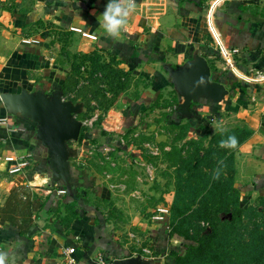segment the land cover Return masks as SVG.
<instances>
[{"label":"rangeland","instance_id":"obj_1","mask_svg":"<svg viewBox=\"0 0 264 264\" xmlns=\"http://www.w3.org/2000/svg\"><path fill=\"white\" fill-rule=\"evenodd\" d=\"M197 1L201 6L200 14L203 15L198 20L202 35L211 37L212 42L217 44L205 14L207 16L211 2L221 0ZM244 1L254 3L252 11L264 16V0ZM224 3L227 2H220ZM216 14L217 10H214V18ZM75 32L47 19L43 7L36 5V0H0V65L10 63L9 56L14 49L18 50L16 45H34L33 42L24 43V39L40 40L49 37L46 56L59 78H56L55 87L50 91L59 89L66 100L82 105L76 116L84 123L81 130H85V135L81 139L69 141L72 147L79 149V155L72 158L74 179L77 183L82 182L80 187L74 185L76 191L80 193L85 190L89 200L104 210L112 239L129 246L132 253L149 257L156 255L152 235L159 226H163L169 235L172 249H179L178 252L184 254L186 244L193 242L189 238L196 235L199 224L192 216L195 214L194 209L184 213L182 203L198 204L208 197L217 198V194L198 190L197 184H202L204 177L190 178L189 163L211 176L220 166L217 159L216 164L207 167L208 159H204L203 148L209 146L210 138L204 140V144L199 143L200 138L206 129L211 136L221 129L248 123L242 117L225 113L220 120L214 118L207 127L200 123L189 127V118L176 111L180 95L172 82L162 91L154 92L151 90L152 82L145 75L127 69L115 54L98 45H90V37L84 36L82 32L76 35ZM61 78L63 83L60 82ZM39 86L42 87L41 84ZM139 98L155 99V102L137 115L131 114L130 103ZM3 146L1 143L0 149ZM240 146L232 151L235 154L234 182L240 190L242 205L252 208L245 217L247 223L250 220L257 221L256 213L264 210V180L262 190L247 189L253 182L249 177L252 170L257 169L255 165L261 166L255 159L261 155L264 157V153L255 154L254 148L248 154L247 151H240ZM196 153L198 156H193ZM198 160H202L200 166ZM24 169H0V200L7 198L5 206L10 195H16V202L11 200L7 211L12 210L14 204L18 205L20 210L12 213L18 220H22L20 216L28 204L30 210L34 211V207H31L33 199L38 200V204L43 207L50 195V192L46 195L41 191L13 185L24 178L25 174H30L31 170ZM60 184L65 186L63 181ZM85 184H97L108 189V198L103 200L92 189L86 190ZM61 196L59 202L68 200L67 193ZM67 204H64L65 209H61V206L50 207L49 215L54 219L63 218L61 214L65 212L66 217H71L75 203L70 206ZM196 207L198 205L193 208ZM34 212L37 215L38 212ZM207 225L202 222L201 227ZM176 231L183 236L175 235ZM257 254L256 251L252 256L254 260L258 258ZM170 256L161 264L173 262L175 257L171 252Z\"/></svg>","mask_w":264,"mask_h":264},{"label":"crops","instance_id":"obj_2","mask_svg":"<svg viewBox=\"0 0 264 264\" xmlns=\"http://www.w3.org/2000/svg\"><path fill=\"white\" fill-rule=\"evenodd\" d=\"M221 1L210 3L208 14L214 32L212 35L220 41V33L225 45L231 49L233 46L234 67L241 71L240 76L223 58L212 38L202 35L198 20L203 15L200 14L201 6L197 0H180L179 3L172 0H136L137 7L129 18L126 30L116 39L109 37L97 20L108 0H36V5L43 7L47 19L64 28L76 30V35L90 33V45L108 50L127 69L145 75L152 82L151 90L154 92L162 91L171 82L175 85L168 66L176 69L193 60L196 55L205 56L213 79L223 82L229 94L227 101L219 104H210L207 99L193 101L191 108L195 113H192L201 117L213 116L218 120L214 109H221L244 118L253 129V135L239 150L249 154L255 148V154L260 155L264 153V16L252 11L251 6L255 5L252 2L223 0L227 3L220 4ZM214 10H217L215 18ZM208 14H205L207 19ZM48 38L24 39V43L33 42L34 45L15 46L18 50L14 49L9 56L10 63L0 65L1 92H20L23 88L29 91L43 90L48 94L57 91L56 88L50 91L59 78L46 56L49 51L46 44ZM60 82L63 83L62 78ZM179 95L178 105L183 99ZM154 102L155 99H135L130 103L129 111L137 115ZM0 120V144L4 145L0 149V169L14 166L8 157L18 161L27 160L28 164L21 168L31 170L30 174H25L28 178L24 176L13 185L41 191L46 195L50 192L43 207L38 204V200H32L31 207L38 213L36 215L32 210L33 221L28 228L22 220L12 224L0 216V252L6 254L5 264H70L71 258L75 260L73 264H91L99 253L114 260L141 256L148 260V264H161L168 256L171 257L172 244L163 226H159L152 235L156 251L152 257L132 253L129 246L113 240L104 210L89 200L85 190L80 193L76 191L74 185L80 187L82 182L77 183L74 179L73 169V195L66 191L60 181L53 180L47 148L36 137V123L7 111L0 113ZM72 148L76 149L77 154L70 159L71 168L72 158L79 155V149ZM255 160L261 166L255 165L257 169L252 170L249 179L253 181L257 175L256 183L263 185L264 157L261 155ZM34 163L37 164L33 167ZM85 185L86 190L92 189L103 200L108 198L109 191L103 186ZM62 193H67L68 200L59 202ZM6 199L0 200L1 207ZM65 203H68L67 206L75 203L71 217H66L65 212L61 214L63 218L54 219L49 215L50 207L61 206V209H65ZM69 248H75L72 254H68Z\"/></svg>","mask_w":264,"mask_h":264},{"label":"trees","instance_id":"obj_3","mask_svg":"<svg viewBox=\"0 0 264 264\" xmlns=\"http://www.w3.org/2000/svg\"><path fill=\"white\" fill-rule=\"evenodd\" d=\"M231 47L234 49L233 46ZM191 110L193 112V107ZM214 111L218 119L222 118L223 114L230 112L228 110L223 112L221 109H214ZM195 117L197 118L196 121L194 120ZM178 119L180 120V118ZM213 119V116L201 117L200 115L193 114V117L189 119L190 123H188V126L193 127V125L195 126L200 123V125L207 127V124ZM239 121L246 123L243 119H239ZM84 131L81 130L79 139L84 137ZM205 131V134L200 138L201 142H199L200 144H204L203 141L210 138L209 146L203 148L205 152L204 159H208V168L216 164L217 159L219 163L221 161L223 162V166L221 163L219 166V169H221L220 177L219 179H214L206 171L199 170L195 168L196 166L192 167V163H189L190 178L192 176L204 177L205 181L202 184L193 183L198 185L199 191H205L208 194H217V198L212 199L208 197L198 204L195 202L182 203L184 213L194 209L195 214H192V216L195 217L194 219L199 225H197L196 235L189 238L193 242L186 244L187 250L184 254H180L178 252L179 249H170L171 254L175 258L173 262L170 261L167 264H264V210L261 213H256L257 221L251 222L250 220L245 223V217L252 208H246L242 205V201L239 198L240 190L235 186V154L234 152L232 153L235 149L221 148L219 146V142L222 139H227L229 135H235L239 140L238 146H240L252 135L253 129L246 124L240 127L221 129L211 136L207 129ZM196 155L197 153L193 156ZM195 161L197 163V160ZM201 161L198 160V166H200ZM257 181L258 177L256 175L247 189L259 190L261 188L262 190V184L256 183ZM16 199V195L12 193L6 205L0 206V216L12 224H18V218L12 213L20 209H18L19 206L16 204L13 205V209L10 211H7V208L9 207V202L11 200L16 202ZM262 199L264 200V196ZM194 205H198V207L193 208ZM23 212L25 215L23 214L21 216L22 222L29 223L28 226L25 225L28 228L33 221V212L30 210L29 204L27 205L26 211ZM202 222L208 225L201 227ZM174 234L183 236L179 231L174 232ZM256 251L258 258L254 260L252 256Z\"/></svg>","mask_w":264,"mask_h":264},{"label":"water","instance_id":"obj_4","mask_svg":"<svg viewBox=\"0 0 264 264\" xmlns=\"http://www.w3.org/2000/svg\"><path fill=\"white\" fill-rule=\"evenodd\" d=\"M179 3L180 0H172ZM178 92L183 97L176 111L188 118L193 116V101L207 99L211 103L226 102L229 90L221 81L213 79L208 60L196 55L184 66H168ZM82 109L80 103H74L63 97L61 90L48 94L43 90L20 92L0 91V113L7 111L20 114L36 123V137L48 151V164L54 181H63L66 191L73 195L72 168L70 158L77 154L69 141L78 140L83 121L77 118ZM114 264H148L141 256L119 257Z\"/></svg>","mask_w":264,"mask_h":264},{"label":"clouds","instance_id":"obj_5","mask_svg":"<svg viewBox=\"0 0 264 264\" xmlns=\"http://www.w3.org/2000/svg\"><path fill=\"white\" fill-rule=\"evenodd\" d=\"M136 0H108L104 11L97 18L98 24L107 35L113 39L118 38L125 31L129 18L136 10ZM239 140L235 135H229L227 139L219 142L221 148L237 149ZM223 166V162H220ZM221 169H216L213 178L219 179ZM6 254L0 252V264H5Z\"/></svg>","mask_w":264,"mask_h":264},{"label":"built area","instance_id":"obj_6","mask_svg":"<svg viewBox=\"0 0 264 264\" xmlns=\"http://www.w3.org/2000/svg\"><path fill=\"white\" fill-rule=\"evenodd\" d=\"M207 24H208L209 30L214 35L213 28H212V23H211L210 18H209V14H208V19H207ZM214 25H215V23H214ZM83 35L86 36V37H90L91 36V34L88 33V32H83ZM219 37H220V41L215 36H214V39H215V41H216V43H217V45L219 47L221 55L226 60V62L229 64V66H231L233 68V70L236 72V74L239 75V73H237V71H236L237 68L234 67V62H233V58H232V51L233 50L231 48H228L225 45L220 33H219ZM0 122H1V120H0ZM7 159H8V161L10 163L14 164V166L10 168V170H12V171H13V168H14V170H18L21 167H24V166H26L28 164L27 160L18 161L17 159H14L13 157H8ZM74 250H75V248H69L68 249V254H72L74 252ZM74 261L75 260L73 258H71L69 260L70 264L75 263ZM91 264H114V259H108L102 253H99V254L95 255V257L93 259V262Z\"/></svg>","mask_w":264,"mask_h":264},{"label":"bare ground","instance_id":"obj_7","mask_svg":"<svg viewBox=\"0 0 264 264\" xmlns=\"http://www.w3.org/2000/svg\"><path fill=\"white\" fill-rule=\"evenodd\" d=\"M236 71H237V73L241 74V71H239V70H237V69H236Z\"/></svg>","mask_w":264,"mask_h":264},{"label":"flooded vegetation","instance_id":"obj_8","mask_svg":"<svg viewBox=\"0 0 264 264\" xmlns=\"http://www.w3.org/2000/svg\"><path fill=\"white\" fill-rule=\"evenodd\" d=\"M52 93V92H51Z\"/></svg>","mask_w":264,"mask_h":264}]
</instances>
